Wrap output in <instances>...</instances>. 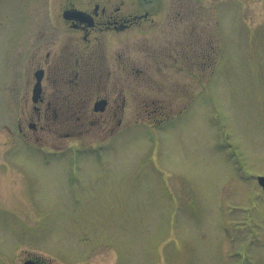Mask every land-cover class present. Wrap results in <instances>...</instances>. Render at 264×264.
Returning <instances> with one entry per match:
<instances>
[{
  "label": "rangeland",
  "instance_id": "rangeland-1",
  "mask_svg": "<svg viewBox=\"0 0 264 264\" xmlns=\"http://www.w3.org/2000/svg\"><path fill=\"white\" fill-rule=\"evenodd\" d=\"M160 1L156 26L123 38L138 70L97 84L122 117L32 131L30 98L24 141L16 100L0 102V176L25 185L0 184V227L26 230L0 228V264H264V0ZM30 14L0 0V79L17 87Z\"/></svg>",
  "mask_w": 264,
  "mask_h": 264
},
{
  "label": "flooded vegetation",
  "instance_id": "flooded-vegetation-1",
  "mask_svg": "<svg viewBox=\"0 0 264 264\" xmlns=\"http://www.w3.org/2000/svg\"><path fill=\"white\" fill-rule=\"evenodd\" d=\"M21 1L29 4L32 14L25 34V53L19 66L24 67V71L30 69L32 75L24 85L18 87L16 81H10L7 69L3 71L5 78L0 79V102L16 100L20 107L16 114L19 118L17 134L25 141L26 113L21 111L20 104L29 102L30 98L34 106L27 119L34 120L29 124L32 131L38 130L42 120L76 117L75 120L80 121L88 114L97 117L107 115L109 120L122 117L126 100L118 104L110 95L102 96L97 84L103 87L111 82L113 72L138 70L136 60L128 55L129 39L123 38L128 34L135 36L137 30L142 33L146 26L155 27L156 13L164 12L165 5L160 0ZM59 28L63 30L59 32ZM168 54L170 59L173 54ZM163 57L159 53L149 55V59L155 62L152 66H156L157 70H162L167 64ZM171 60L176 61L173 57ZM37 73L43 74V78L42 91L35 103L33 90L37 83ZM29 86L32 89L29 90ZM117 86H121L120 83ZM90 98L94 99L92 103ZM121 122L120 119L118 126H121ZM16 179L0 176V184L7 188V194L12 197L24 193V183ZM15 185L18 187L15 188ZM0 228L9 233L14 242H24V227ZM1 251L7 258L6 250ZM3 262L5 260L1 259L0 263ZM27 262L50 264L48 259L37 254H26L20 264Z\"/></svg>",
  "mask_w": 264,
  "mask_h": 264
},
{
  "label": "water",
  "instance_id": "water-1",
  "mask_svg": "<svg viewBox=\"0 0 264 264\" xmlns=\"http://www.w3.org/2000/svg\"><path fill=\"white\" fill-rule=\"evenodd\" d=\"M36 76H37V83H36L35 88H34V97H33V101L35 103L38 102V98H39V96L41 94V91H42L41 82H42L43 74L37 73ZM259 182L264 187V177H260L259 178ZM25 264H35V263H33V262H27Z\"/></svg>",
  "mask_w": 264,
  "mask_h": 264
}]
</instances>
